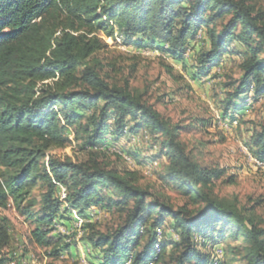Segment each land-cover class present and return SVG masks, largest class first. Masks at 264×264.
I'll use <instances>...</instances> for the list:
<instances>
[{
    "label": "trees",
    "instance_id": "16d2710c",
    "mask_svg": "<svg viewBox=\"0 0 264 264\" xmlns=\"http://www.w3.org/2000/svg\"><path fill=\"white\" fill-rule=\"evenodd\" d=\"M116 36L127 47L159 52L186 66L191 43L201 40L188 70L193 80L237 54L241 75L234 85L226 84L231 89L220 105L230 122L249 109L248 97L252 102L264 97V10L246 0H0V210L10 204L18 209L41 182L31 240L50 247L49 255L70 247L54 224L70 228L75 210L83 219L90 264H214L213 248L226 237L241 239L242 246L225 244L221 264H264V228L246 209L211 192L225 170L200 166L179 139L180 126L127 82L111 84L100 74L95 55L107 48L103 37ZM143 128L158 146L157 157L167 161L164 184L175 185L190 203L175 208L138 186L137 172L120 173L103 161L125 132ZM74 141L86 153L84 160L51 153ZM247 147L264 162V122ZM105 189L119 198H105ZM97 207L123 212L122 223L95 230L89 212ZM168 219L178 240L158 242L155 231H163ZM9 227L0 216V264L13 255L6 253Z\"/></svg>",
    "mask_w": 264,
    "mask_h": 264
},
{
    "label": "rangeland",
    "instance_id": "374dc122",
    "mask_svg": "<svg viewBox=\"0 0 264 264\" xmlns=\"http://www.w3.org/2000/svg\"><path fill=\"white\" fill-rule=\"evenodd\" d=\"M246 1L255 9L264 10V0ZM103 38L107 48L95 55L102 66L100 74L111 84L124 85L127 82L133 93L140 94L162 116L180 126L182 129L179 139L200 166L225 170L224 176L212 184L213 196L234 203L241 211L246 209L245 213L252 217L255 224L264 228V162L256 159L247 147L252 133L258 131L264 122V97L255 102L248 97L250 107L237 121L230 122L223 118L220 111L221 101L228 88L231 89L226 84L234 85L241 75V58L234 53L226 55L221 59L220 67L214 68L208 75L210 77H204L198 83L191 79L188 71L194 57L187 55L193 52L201 40L191 43L190 52L186 53L190 64L186 66L175 63L159 52L137 51L133 47L118 45L116 40ZM149 132L147 128L135 134L125 132L121 142L108 149L103 161L120 173L125 170L137 172L138 186L175 208L190 203L175 185L164 184L162 176L167 161L163 157H157L158 146L152 145ZM70 138L72 139V135ZM51 153L59 158H86V153L75 141L65 148L54 149ZM125 157L130 158L127 160ZM230 176L234 178L232 183L228 180ZM59 188V199H64L65 190L60 185ZM43 190L44 184L39 182L18 209L10 204L8 208L0 210V216H6L10 226V246L6 253L13 255L6 264H90L87 258L89 251L84 245L87 240L81 237L83 219L76 216L75 210L72 211L73 221L70 220L68 224L70 228L54 224L56 233L68 236L66 240L70 242V247L67 251L49 255L50 247L38 246L31 240V232L37 225L35 219L40 208L39 196ZM102 194L105 198H119L113 190L105 189ZM60 201L66 204L64 200ZM89 215L95 230L100 232L115 228L124 219V213L116 208L107 210L97 207ZM162 228L163 239L166 237L178 240L169 219ZM161 230L160 228L159 231ZM87 233L89 232L86 230L84 234ZM196 241L202 243L203 239L198 237ZM143 242L144 239H141V244ZM225 244L241 247L242 240L234 242L232 238L226 237L225 241L213 248L214 261L218 259L215 258V253H222L223 256ZM170 250L172 247L169 245L167 251Z\"/></svg>",
    "mask_w": 264,
    "mask_h": 264
},
{
    "label": "bare ground",
    "instance_id": "6f19581e",
    "mask_svg": "<svg viewBox=\"0 0 264 264\" xmlns=\"http://www.w3.org/2000/svg\"><path fill=\"white\" fill-rule=\"evenodd\" d=\"M117 33V32H116ZM116 42L118 43V45L122 46L123 45V41H122V38L120 36H116L115 38ZM127 158V160L130 158V157H125V159ZM258 164H261V163H258ZM264 166V165H263ZM64 189V188H63ZM64 191V190H63ZM90 213V212H89ZM78 216V215H76ZM93 217V216H92ZM79 219V218H78ZM61 228V227H60ZM142 232V231H140ZM157 241L160 242L161 239H163V231H157ZM160 251L159 247H156V253H158ZM215 258H218L217 260L214 261V264H221V261H222V253H215ZM214 259V258H213ZM149 264H152V262H150Z\"/></svg>",
    "mask_w": 264,
    "mask_h": 264
},
{
    "label": "crops",
    "instance_id": "0c3cea01",
    "mask_svg": "<svg viewBox=\"0 0 264 264\" xmlns=\"http://www.w3.org/2000/svg\"><path fill=\"white\" fill-rule=\"evenodd\" d=\"M192 55H193V52H191L190 57H192ZM185 62H186L187 65H189V64H190V58H186V59H185ZM208 77H210V76H208ZM208 77H207V78H208ZM205 79H206V78H205ZM195 81L199 83L198 80H194V82H195Z\"/></svg>",
    "mask_w": 264,
    "mask_h": 264
},
{
    "label": "built area",
    "instance_id": "2783aa9c",
    "mask_svg": "<svg viewBox=\"0 0 264 264\" xmlns=\"http://www.w3.org/2000/svg\"><path fill=\"white\" fill-rule=\"evenodd\" d=\"M59 200H64V199H59ZM155 235H157V232L155 231Z\"/></svg>",
    "mask_w": 264,
    "mask_h": 264
}]
</instances>
